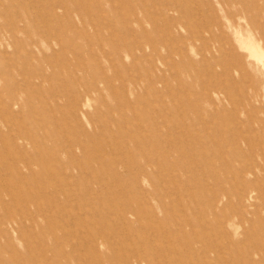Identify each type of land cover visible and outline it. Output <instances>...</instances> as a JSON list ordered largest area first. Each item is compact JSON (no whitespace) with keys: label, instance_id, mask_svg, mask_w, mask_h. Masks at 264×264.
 Returning <instances> with one entry per match:
<instances>
[{"label":"rangeland","instance_id":"obj_1","mask_svg":"<svg viewBox=\"0 0 264 264\" xmlns=\"http://www.w3.org/2000/svg\"><path fill=\"white\" fill-rule=\"evenodd\" d=\"M263 38L264 0H0V264H264Z\"/></svg>","mask_w":264,"mask_h":264},{"label":"bare ground","instance_id":"obj_2","mask_svg":"<svg viewBox=\"0 0 264 264\" xmlns=\"http://www.w3.org/2000/svg\"><path fill=\"white\" fill-rule=\"evenodd\" d=\"M233 21V20H232ZM132 28V27H131ZM258 32V31H257ZM67 36V35H66ZM264 39V38H263ZM254 55V54H253ZM257 55V54H256ZM138 59V58H137ZM95 83V82H94ZM97 88V87H96ZM109 215V214H108Z\"/></svg>","mask_w":264,"mask_h":264}]
</instances>
